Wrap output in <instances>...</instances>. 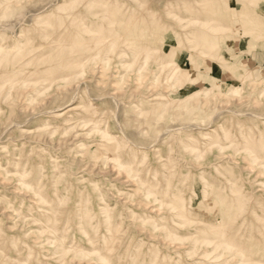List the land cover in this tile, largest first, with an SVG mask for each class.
I'll return each instance as SVG.
<instances>
[{
  "label": "rangeland",
  "instance_id": "rangeland-1",
  "mask_svg": "<svg viewBox=\"0 0 264 264\" xmlns=\"http://www.w3.org/2000/svg\"><path fill=\"white\" fill-rule=\"evenodd\" d=\"M0 47V264H264V0H0Z\"/></svg>",
  "mask_w": 264,
  "mask_h": 264
},
{
  "label": "bare ground",
  "instance_id": "bare-ground-1",
  "mask_svg": "<svg viewBox=\"0 0 264 264\" xmlns=\"http://www.w3.org/2000/svg\"><path fill=\"white\" fill-rule=\"evenodd\" d=\"M56 1H57V0H56ZM57 3H58V2H57ZM66 3H67V2H66ZM45 6H46V5H45ZM185 6H186V5H185ZM47 7H48V6H47ZM33 10H34V9H33ZM30 16H31V15H30ZM51 16H52V15H51ZM49 17H50V15H49ZM57 17H58V16H57ZM44 18H45V17H44ZM47 18H48V17H47ZM31 19H32V18H31ZM45 19H46V18H45ZM50 20H51V19H50ZM193 21H194V20H193ZM32 22H33V21H32ZM39 22H40V21H39ZM39 22H38V23H39ZM41 22H43V21H41ZM60 22H61V21H60ZM48 23H49V20H48ZM41 24H42V23H41ZM46 24H47V23H46ZM46 24H44V25L46 26ZM50 24H51V23H50ZM52 24H53V20H52ZM62 24H63V23H62ZM42 25H43V24H42ZM47 26H50V25H47ZM60 27H61V25H60ZM60 27H59V28H60ZM41 28H42V27H41ZM49 28H50V27H49ZM66 28H67V27H66ZM88 28H90V27H88ZM51 29H52V28H51ZM53 29H54V28H53ZM225 29H226V28H225ZM43 30H44V29H43ZM49 30H50V29H49ZM54 30H55V29H54ZM86 30H87V28H86ZM47 31H48V30H47ZM50 31H51V30H50ZM64 31H65V30H64ZM90 31H91V30H90ZM92 31H93V29H92ZM39 32H40V31H39ZM65 32H66V31H65ZM85 32H87V31H84V33H85ZM88 32H89V30H88ZM94 32H95V31H94ZM94 32H93V33H94ZM27 33H28V32H27ZM45 33H48V32L45 31ZM66 33H67V32H66ZM250 33H251V32H250ZM60 34H62V33H60ZM86 34H87V33H86ZM95 34H97V32H96ZM45 35H46V34H45ZM65 35H66V34H65ZM189 35H190V34H189ZM75 36H76V35H75ZM92 36H93V35H92ZM123 36H124V35H123ZM192 36H193V34H192ZM194 36H195V35H194ZM65 37H66V36H65ZM67 37H68V35H67ZM89 37H90V36H89ZM96 37H99V38H100L99 35L96 36ZM96 37L91 38V39L88 38L87 41H89V39H90V41L94 40V41H92V42H94L95 44H97V43H101V42H97V43L95 42V39H97ZM120 37H122V36H120ZM63 38H64V36H63ZM63 38H61V39H63ZM72 38H73V37H72ZM72 38H71V39H72ZM76 38L78 39V37H76ZM81 38H83V37L81 36ZM84 38H85V37H84ZM84 38H83V39H84ZM101 38H102V37H101ZM66 39L68 40V39H70V37H68V38H66ZM102 39H103V38H102ZM100 40H101V39H100ZM100 40H99V41H100ZM90 41H89V42H90ZM96 41H98V40H96ZM92 42H91V43H92ZM76 43H77V42H76ZM86 43H87V42H86ZM64 44H65V43H64ZM67 44H68V43H67ZM65 45H66V44H65ZM90 45L94 46L93 44H90ZM97 45H98V44H97ZM58 46H61V44H60V45L58 44ZM62 46H63V45H62ZM67 46H69V45H67ZM70 46H72V45H70ZM79 46H80V45H79ZM92 46H89V47L91 48ZM76 47H77V46H76ZM94 47H95V46H94ZM63 48H65V47H63ZM55 49H58V48H55ZM65 49H67V48H65ZM73 49H75V48H73ZM94 49H95V48H94ZM70 50H71V48H70ZM98 51H99V50H98ZM1 52H3V51L1 50V47H0V53H1ZM50 52H51V51H50ZM50 52H49V53H50ZM106 52H107V50H106ZM131 52H132V51H131ZM147 52H148V51H147ZM32 53H33V51H32ZM108 53H110V52L108 51ZM108 53H106V54H108ZM36 54H37V53H36ZM36 54H35V55H36ZM38 54H39V53H38ZM139 54L141 55V53H139ZM143 54H144V53H143ZM39 55H40V54H39ZM145 55H146V53H145ZM9 56H10V55H9ZM25 56H26V55H25ZM36 56H37V55H36ZM113 56H114V55H113ZM137 56H138V55H137ZM7 57H8V56H7ZM22 57H23V56H22ZM37 57H38V56H37ZM143 57H144V56H143ZM31 58H33V57H31ZM75 58H76V57H75ZM106 58H107V57H106ZM106 58H105V59H106ZM141 58H142V57H141ZM144 58H145V57H144ZM2 59H3V58H2ZM4 59H5V58H4ZM4 59H3V60H4ZM36 60H37V59H36ZM72 60H73V59H72ZM80 60H81V58H80ZM82 60H83V59H82ZM142 60H143V59H142ZM75 61H76V60H75ZM134 61H135V60H134ZM140 61H141V60H140ZM36 62H37V61H36ZM64 62H68V61H64ZM76 62H77V61H76ZM142 62H143V61H142ZM34 64H35V63H34ZM58 64H59V63H58ZM61 64H62V63H61ZM63 64H64V63H63ZM63 64H62V65H63ZM66 64H70V63H66ZM125 64H130V63H125ZM161 66H162V65H161ZM61 67H62V66H61ZM140 68H141V67H140ZM176 68H177V67H176ZM176 68L174 67V71H175V75H174V76L177 75L176 77L179 79V78L182 77V76H180L181 73H179L178 68H177V69H176ZM50 69H51V68H50ZM56 69H57V68H56ZM61 69H62V68H61ZM177 70H178V71H177ZM26 71H27V70H26ZM49 71H50V70H49ZM52 71H54V69H53ZM123 71H124V70H123ZM45 72H46V71H45ZM45 72H44V73H45ZM180 72H182V71H180ZM50 73H51V71H50ZM50 73L48 72V74H50ZM52 73H54V72H52ZM186 73H188V72H186ZM48 74H47V75H48ZM14 75H15V74H14ZM48 76H49V75H48ZM48 76H47V77H48ZM118 76H119V75H118ZM8 77H9V76H8ZM11 77H14V76H11ZM15 77H16V76H15ZM52 77H53V76H52ZM25 78H26V77H25ZM50 78H51V77H50ZM47 79H48V78H47ZM10 80L13 81L12 78H11ZM182 80H183V79H182ZM122 92H124V89H123ZM122 92L120 91V93H118L117 96H118V95H121ZM124 93H125V92H124ZM74 95H75V94H74ZM74 95H72V96H74ZM114 95H115V94H114ZM123 95H124V94H123ZM123 95H122V96H123ZM133 95H135L134 92H133ZM79 97H81V96H79ZM79 97H78V99H79ZM134 97L136 98V96H134ZM75 98H76V97H75ZM131 98H133V97L131 96ZM135 98H134V99H135ZM81 99H82V98H81ZM128 99H130V95H128ZM153 99H154V98H153ZM70 100H71V99H70ZM77 101H78V100H77ZM129 101H130V100H129ZM165 102H166V101H165ZM67 107H68V105H67ZM69 107H70V106H69ZM57 109H58V108H57ZM77 110H78V109H77ZM77 110H76V111H77ZM56 111H57V110H56ZM62 111H63V110H62ZM71 112H72V111H71ZM74 112H75V111H74ZM77 112H79V111H77ZM53 113H54V112H53ZM58 113H59V112H58ZM67 113H68V112H67ZM67 113H66V114H67ZM70 114H71V113H70ZM74 114H75V113H74ZM36 115H37V114H36ZM89 115H90V114H89ZM92 115H94V114H92ZM90 116H91V115H90ZM55 117H62V116H61V115H57V116H55ZM53 118H54V117H53ZM132 119H133V118H132ZM45 123H47V122L45 121ZM43 124H44V123H43ZM79 124H80V123H79ZM81 124H82V123H81ZM49 125H50V123H49ZM42 127H43V125H42ZM84 130H85V129H84ZM84 130H83V131H84ZM91 130H92V129H91ZM48 133H49V132H48ZM99 135H100V134H99ZM101 135H102V134H101ZM245 136H246V135H245ZM1 137H2V136H1ZM234 138H235V137H234ZM4 140H5V139H4ZM89 140H90V139H89ZM260 140H261V139H260ZM2 141H3V140H2ZM2 141H1V142H2ZM95 141H96V140H95ZM97 141H98V139H97ZM101 141H102V140H101ZM133 141H134V140H133ZM246 141H247V140H246ZM89 142H90V141H89ZM66 143H68V142H66ZM102 143H103V141H102L100 144H102ZM226 143H227V141H226ZM232 143H233V142H232ZM255 143H256V142H255V140H254V144H255ZM68 144H69V143H68ZM95 144H97V143H95ZM100 144H99V145H100ZM106 144H107V142H106ZM236 144H237V143H236ZM258 144H259V143H258ZM262 144H263V143H262ZM57 145H58V144H57ZM59 145H60V144H59ZM97 145H98V144H97ZM260 145H261V144H260ZM103 146H104V145H103ZM138 146H139V145H138ZM244 146H245V145H244ZM62 147H63V146H61V148H62ZM106 147H109V146H106ZM139 147H140V146H139ZM154 147H155V146H154ZM66 148H68V147H65L64 149H66ZM102 148H103V147H102ZM16 149H17V148H16ZM105 149H106V148H105ZM147 149H148V148H147ZM17 150H18V149H17ZM18 151H19V150H18ZM34 151H35V150H34ZM238 151H239V150H238ZM5 153H6V152H5ZM35 153H36V152H35ZM6 154H7V153H6ZM26 155H27V154H26ZM74 155H76V154H74ZM0 156H1V155H0ZM256 156H257V155H256ZM6 157H7V155H6ZM19 157H20V156H19ZM263 157H264V156H263ZM26 158H27V157H26ZM6 159H7V158H6ZM13 159H14V158H13ZM256 159H257V158H256ZM256 159H255V160H256ZM25 161H26V160H25ZM252 162H253V160L251 161V163H252ZM262 162H263V160H262ZM14 163H15V162H14ZM263 163H264V162H263ZM6 164H7V163H6ZM6 164H4V165H6ZM137 164H138V163H137ZM252 164H253V163H252ZM254 164H255V163H254ZM259 164H260V163H259ZM4 165H1V166H4ZM20 166H21V165H20ZM22 166H24V165L22 164ZM258 167H261V166H258ZM262 167H263V166H262ZM23 169H24V168H23ZM263 169H264V167H263ZM1 170H2V169H1ZM15 170H16V168H15ZM4 171H5V170H4ZM170 172H171V171H170ZM261 172H262V171H261ZM154 173H155V172H154ZM263 173H264V172H263ZM1 174H3V172H1ZM156 174H157V173H156ZM40 175H41V174H40ZM4 177H6V176H4ZM38 179H39V178H38ZM141 179H142V178H141ZM148 179H149V178H148ZM154 179H156V178H154ZM5 180H7V178H6ZM23 180H24V179H23ZM23 180H22V181H23ZM20 181H21V180H20ZM20 181H19V182H20ZM137 182H138V181H137ZM147 182H148V180H147ZM150 182H151V181H150ZM153 182H154V181H153ZM169 182H170V181H169ZM28 183H29V182H28ZM139 183H140V182H139ZM15 184H16V183H15ZM150 184H151V183H150ZM183 186H184V185H183ZM19 189H20V188H19ZM140 189H141V188H140ZM168 189H169V188H168ZM257 189H258V188H256V190H257ZM31 191H32V190H31ZM143 191H144V190H143ZM150 191H151V190H150ZM150 191H148V193H147L148 197H152V198H153V196H155V197L157 198V195H158V194L153 193V192H150ZM152 191H154V190H152ZM262 191H263V190H262ZM155 192H156V191H155ZM46 193H47V192H46ZM35 194H36V193H35ZM38 194H39V193H38ZM41 194H42V192H41ZM2 195H3V194H2ZM44 195H45V194H44ZM171 195H172V194H171ZM45 196H46V195H45ZM244 196H245V195H244ZM35 197H36V196H35ZM39 197H40L41 199H44V197H43L42 195H39ZM47 197H48V196H47ZM176 197H177V196H176ZM176 197H175V198H176ZM179 198H180V197H179ZM246 198H247V197H246ZM250 199H252V198H250ZM78 200H79V199H78ZM140 200H141V199H140ZM140 200H139V201H140ZM175 200H176V199H175ZM33 202H34V201H33ZM42 202H43V201H42ZM141 202H142V200H141ZM138 203H139V202H138ZM258 203H259V202H258ZM260 203H261V201H260ZM87 204H88V202H87ZM141 204H142V203H141ZM100 205H101V204H100ZM232 205H233V204H232ZM243 205H244V204H243ZM103 206H104V205H103ZM153 206H154V205H153ZM240 206H241V205H240ZM238 207H239V206H238ZM129 208H130V207H129ZM16 209H17V208H16ZM84 209H85V208H84ZM14 211H15V210H14ZM125 211H126V210H125ZM161 211H163V210H161ZM84 212H86V211H84ZM130 212H131V211H130ZM130 212H127V213L130 214ZM135 212H136V211H135ZM15 213H16V212H15ZM87 213H88V212H87ZM131 214H132V213H131ZM135 214H136V213H135ZM135 214H134V215H135ZM148 214H149V213H148ZM134 215H133V216H134ZM141 215H142V213L140 214V216H141ZM145 215H146V212H145ZM145 215L143 214V216H145ZM131 216H132V215H131ZM261 216H263V215H261ZM145 217H146V216H145ZM154 217H155V216H154ZM154 217H151V216L149 217V215H148V217H146V218H147V219L150 218V219L153 220ZM184 217L187 218L188 215H187V214H184ZM259 217H260V216H259ZM119 218H120V217H119ZM139 218H142V217H139ZM146 218H145V219H146ZM243 218H244V217H243ZM262 218H263V217H262ZM121 219H122V218H121ZM121 219H120V220H121ZM133 219H135V218H133ZM47 220L50 221L51 218H50V217H47ZM115 220H116V219H115ZM122 220H123V219H122ZM122 220H121V221H122ZM187 220H188V219H187ZM262 220H264V219H262ZM36 221H38V219H36L35 222H36ZM134 221H135V220H134ZM118 222H119V220H118ZM118 222H117V223H118ZM140 222H141V221H140ZM109 223H110V222H109ZM61 225H62V224H61ZM117 225H118V224H117ZM117 225H116V226H117ZM250 225H251V224H250ZM69 226H70V225H69ZM149 226H150V225H149ZM134 227L136 228V226H134ZM117 228H118V227H117ZM112 229H113V228H112ZM119 229H121V228L119 227ZM145 229H146V228H145ZM39 230H40V232H42V235H43V236H46V237H48L49 239L52 240V242H51L52 245H53V243L55 242L57 236H58V235H61V233H59L58 230H54V229L51 228L50 226H49V227H46V228H45V227H42V228L39 229ZM115 230H116V228H115ZM147 230H148V229H147ZM83 231H84V230H83ZM116 231H118V230H116ZM139 231H140V230H139ZM130 232H131V231H130ZM153 232H154V231H153ZM87 233H88V232H87ZM108 234H109V233H108ZM115 234H116V233H115ZM86 235H87V234H86ZM131 235H132V234H131ZM92 236H93V235H92ZM113 236H114V235H113ZM90 238H91V237H90ZM93 238H94V237H93ZM114 238H115V237H114ZM146 238H147V237H146ZM227 238H228V237H227ZM91 240H92V238H91ZM91 240H90V241H91ZM97 240H98V239H97ZM106 240H107V239H106ZM109 240H110V239H109ZM137 240H138V239H137ZM14 242H16V241H14ZM94 242H95V241H94ZM107 243H109V242H107ZM229 243H230V242H228V244H226V245H227V247L230 249V245H229ZM110 244H111V243H110ZM16 245H17V244H16ZM261 245H262V244H261ZM263 245H264V243H263ZM59 246H60V245H59ZM109 246H110V245H109ZM231 246H232V244H231ZM30 248H31V247H30ZM104 248H105V247H104ZM61 249H62V248H61ZM105 249H106V248H105ZM229 249H228V250H229ZM28 250L30 251L31 249H28ZM107 250H108V249H107ZM104 251L107 252L106 250H104ZM104 251H101V252H104ZM108 251H109V250H108ZM113 251H114V250H113ZM254 251H255V249H254ZM30 252H31V251H30ZM62 252H63V251H62ZM110 252H111V251H109L108 253H110ZM111 253H112V252H111ZM234 253H235V251H234ZM234 253H233V254H234ZM104 254H106V253H104ZM230 254L232 255V253H230ZM113 255H114V254H113ZM219 255H220V254H219ZM252 255H253V254H252ZM60 256H61V255H60ZM163 256H164V254H163ZM254 256H255V255H254ZM116 258H117V256H116ZM217 258H218V257H217ZM217 258H216V259H217ZM243 258H244V255H243ZM245 258H247L246 255H245ZM254 258H255V257H254ZM117 259H119V258H117ZM156 259H157V258H156ZM235 259H236V258H235ZM250 259H251V258H250ZM252 259H253V258H252ZM252 259H251V260H252ZM35 260H36V259H35ZM110 260H111V259H110ZM115 260H116V259H115ZM106 261H108V260L106 259ZM134 261H135V260H134ZM155 261H157V260H155ZM160 261H161V260H160ZM213 261H215V260H213ZM217 261H218V260H217ZM242 261H244V260H242ZM245 261H247V259H246ZM253 261H254V260H253ZM162 262H163V261H161V263H162ZM165 262H166V260H165ZM165 262H164V263H165ZM215 262H216V261H215ZM238 262H239V261H238ZM247 262H248V261H247ZM251 262H252V261H251ZM251 262H250V263H251ZM255 262L257 263L258 260H257V261H254V263H255ZM108 263H109V262H108ZM166 263H167V262H166ZM220 263H222V262H220ZM223 263H224V261H223ZM226 263H228V261H226ZM239 263H241V262H239ZM250 263H249V264H250ZM258 263H259V262H258ZM134 264H135V263H134ZM224 264H225V263H224ZM231 264H232V263H231Z\"/></svg>",
  "mask_w": 264,
  "mask_h": 264
}]
</instances>
